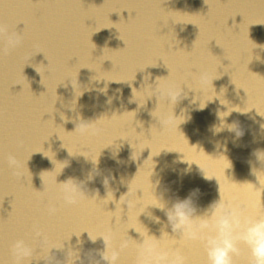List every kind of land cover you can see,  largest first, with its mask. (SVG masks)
<instances>
[{
    "label": "bare ground",
    "instance_id": "6f19581e",
    "mask_svg": "<svg viewBox=\"0 0 264 264\" xmlns=\"http://www.w3.org/2000/svg\"><path fill=\"white\" fill-rule=\"evenodd\" d=\"M0 24L22 36L4 52L0 34V264H13L16 239L38 249L37 231L49 253L76 237L84 251L102 249L87 233H113V246L132 241L118 264H136L140 233L179 250L185 264H206L197 241L156 240L161 225L143 214L163 207L157 195L173 200L198 188L203 210L220 186L245 217L264 214V173L259 187L248 163L259 168L250 154L264 149V0H0ZM156 82L185 96L176 107L158 102ZM185 109L188 118L174 119ZM79 118L94 122L84 134L74 132ZM157 119L170 123L161 128ZM233 122L244 131L235 142ZM89 172V197L65 204L57 182ZM53 255L64 259L61 250ZM247 260L241 246L234 264Z\"/></svg>",
    "mask_w": 264,
    "mask_h": 264
},
{
    "label": "clouds",
    "instance_id": "9594fccd",
    "mask_svg": "<svg viewBox=\"0 0 264 264\" xmlns=\"http://www.w3.org/2000/svg\"><path fill=\"white\" fill-rule=\"evenodd\" d=\"M0 34L5 35L4 52L16 49L22 43L21 34L15 31L9 32L3 24H0ZM148 79L149 77L146 76L145 81ZM200 79L201 82H204L206 75L200 74ZM154 92V96L158 99V102L164 99L168 104H174L175 107L185 96L183 92H178L174 86L161 89L157 82L154 85ZM107 102L111 104L112 100L109 99ZM185 113L186 109L182 110L179 115L174 111V119L187 117ZM157 120L161 128H164L170 123L167 119ZM93 124L94 122L79 118L78 122H76L74 132L79 131L84 134L91 129ZM227 125L229 126L227 130L234 135V142L243 137L244 131L238 122ZM219 127L213 126L212 130L214 134L219 133L217 132V128ZM259 127L260 131L264 133V124H260ZM216 147L219 148L221 145L218 143ZM224 147L226 149V145ZM250 155L255 157V160L260 164V167L257 168L253 160L250 159L248 162L251 174L257 178L260 187L259 175L264 173V149H256ZM219 156L216 158H219ZM7 162L10 169L15 170L19 167V161L14 155H9ZM61 164L65 165L64 169L69 166L67 162ZM190 170V167L184 169V174H189ZM94 179V172H89L86 180L69 177L65 182H57L63 202L67 205H72L77 202L79 197H89L85 191V184ZM115 179V176L104 177L103 184L108 188L110 181H114ZM160 183L159 180L156 181L154 184L156 186L155 190ZM45 190L43 188V191ZM109 190L111 189L109 188ZM199 195L200 190L198 188L190 190L188 195L183 198L177 197L173 200H166L163 195H157L163 207H149L143 215H146L154 223L161 225V235L159 239L155 235H151L150 233L149 235L155 236L157 241L163 240L167 235L175 236L180 240L199 242L203 247L206 264H234V258L239 255L241 246L248 253L247 264H264V214L245 217L239 207L234 206L231 202L224 199L220 186L219 199L212 201L203 210L197 206ZM125 205L128 208L130 203ZM150 209H157L163 212L166 217V222L162 221L159 216L154 215ZM49 211L52 213L55 211V208L50 207ZM169 228L171 229V234H169ZM138 234L141 239H135L137 251L136 264H185V257L179 250L174 252L165 251L160 249L156 243L141 236L140 233ZM36 235L40 237L38 249H34L24 239H16L12 242L9 251L13 264H23L24 261L34 258L37 254L42 257L38 264H118L121 254L128 249L132 242L129 239H122L118 246H113L112 242L115 239L113 233H108L98 239H93L87 233L89 242L95 244L98 240H102L104 247L102 249H88L84 251V241L80 237L73 236L77 238L74 245L70 243L72 241L71 239V241L65 242L63 248H53L49 253L47 251L48 243L46 237L39 231L36 232ZM54 249L63 251V261H58L54 257Z\"/></svg>",
    "mask_w": 264,
    "mask_h": 264
}]
</instances>
